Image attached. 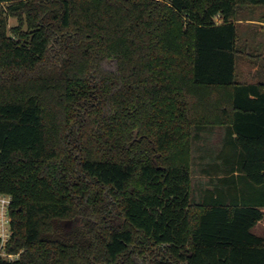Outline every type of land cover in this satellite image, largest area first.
Returning <instances> with one entry per match:
<instances>
[{"label":"trees","instance_id":"1","mask_svg":"<svg viewBox=\"0 0 264 264\" xmlns=\"http://www.w3.org/2000/svg\"><path fill=\"white\" fill-rule=\"evenodd\" d=\"M2 4L0 194L20 255L0 264H264V32L238 33L264 0ZM208 128H225L223 166L201 172L228 189L196 200Z\"/></svg>","mask_w":264,"mask_h":264},{"label":"rangeland","instance_id":"2","mask_svg":"<svg viewBox=\"0 0 264 264\" xmlns=\"http://www.w3.org/2000/svg\"><path fill=\"white\" fill-rule=\"evenodd\" d=\"M7 7V4L0 5V12L2 9H5ZM238 16L240 19V23L242 25L239 26L238 33H263L264 32V26L263 23L261 24V20H264V7L256 6V7H244L239 10ZM217 23H220V18L216 19ZM257 21V22H256ZM10 27L17 26L19 24V20L17 18H10ZM255 68H252L246 61L240 60L237 67V75L240 82H253L256 81L255 78ZM220 130H215L211 132H204L202 133V139L195 141L193 146V192L195 196H198L199 188L201 185V181H203L206 177L201 172L202 166H201V160L200 157L205 155L207 153V149L205 150V147L211 144H218L221 141L222 134L219 132ZM197 196L195 197L196 200ZM7 197L4 195H0V201L1 200H7ZM4 203V201H2ZM7 204V202H6ZM73 220H70L72 222ZM253 232L255 234L264 236V226L261 225L260 227H255L253 229ZM12 230L10 228L9 230V237H8V244L11 240ZM2 252L4 253L1 256H6L5 258L8 259H16L19 257L20 254L17 255H6L9 254L7 252V247H4L2 249ZM22 252V251H21ZM6 253V254H5Z\"/></svg>","mask_w":264,"mask_h":264},{"label":"crops","instance_id":"3","mask_svg":"<svg viewBox=\"0 0 264 264\" xmlns=\"http://www.w3.org/2000/svg\"><path fill=\"white\" fill-rule=\"evenodd\" d=\"M259 22H261V24L263 23V25H261V26H264V21L263 22L259 21ZM238 23H240V21H238ZM241 25H242V23H241ZM217 129L220 130L219 132L222 134L220 139H222L225 135V128H215V129L208 128V129L203 130L202 133L215 131ZM223 148H224L223 143H221V141L216 145L211 144V145H208V147L206 146L205 147V150L207 149V153H205L206 159L205 160L202 159V161H200L201 162L200 164H203V162H206L207 165L210 164L211 166H213V165H222L223 166L222 159H219V157H217V154H216V150H220ZM205 155H203V156H205ZM210 155H211V157H210ZM215 155H216V157H215ZM201 158H203V157L201 156L200 160H201ZM215 170H213V169L211 170L212 176H204L206 178L200 182L201 185L199 188V193H198V198H197L198 200L200 199V195H202L206 191H208V192L209 191L215 192L217 190H223L225 192L227 191L228 186L225 185L226 184L225 182H220L219 179H221V178H220V176H216V174H218V173L214 172ZM216 171H218V170H216ZM211 177H213L212 178L213 180L211 179ZM261 225L264 226V220L261 221L256 227H260Z\"/></svg>","mask_w":264,"mask_h":264},{"label":"built area","instance_id":"4","mask_svg":"<svg viewBox=\"0 0 264 264\" xmlns=\"http://www.w3.org/2000/svg\"><path fill=\"white\" fill-rule=\"evenodd\" d=\"M5 197H7L6 198L7 200H1L0 201V239H1V244H0V257H4V258L6 256H1V255L4 254L2 252V249L7 246L6 243L9 240L8 239V237H9V230L11 228V226H10L11 219H10V215H9V207H10V203H11V198L8 197V196H5ZM2 201H4V203H2ZM6 202H7V204H6ZM6 255L8 256L10 254H6Z\"/></svg>","mask_w":264,"mask_h":264}]
</instances>
